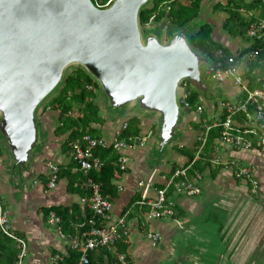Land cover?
<instances>
[{
	"label": "crops",
	"instance_id": "crops-1",
	"mask_svg": "<svg viewBox=\"0 0 264 264\" xmlns=\"http://www.w3.org/2000/svg\"><path fill=\"white\" fill-rule=\"evenodd\" d=\"M225 1L202 0L197 19L209 23L212 27L211 37L234 54L247 47L250 41L233 37L222 28L227 14L218 4L223 5ZM177 2L188 3L187 0ZM160 5L162 10L168 9L167 2ZM239 12L246 18L260 14L259 9H240ZM150 23L152 26L149 25L148 32L156 35L161 42L168 40L170 32L175 30L170 26L167 15ZM168 29L171 30L168 32ZM181 31L188 35V31ZM205 86L204 90H198V99L203 101L206 111L200 115L193 110L183 109L174 136L164 147L158 146L157 143L160 127L157 136H154L153 131L147 128L151 126V120L139 115V111L144 110L137 106V111L129 112L125 106L113 108L108 102L106 108H101L100 102L95 100L103 122L92 125L98 131L94 135L110 137L131 116H137L140 120L138 135L147 134L145 146L125 150L129 158L127 170L119 178H111V184L115 186L117 193L116 196L110 195L113 203L112 220L123 213V208L134 195L141 192L139 181L147 180L151 173L156 171L151 187L153 190L162 185V176H168L172 170L184 165L187 161L184 151L193 146L198 122L204 117L218 115L215 108L220 99L241 97L239 89L229 81L218 85L209 83ZM46 104L48 102L43 105ZM58 113L55 109H37L35 119L39 122L42 120V124L39 129L37 127V144L31 151L29 164L20 165L15 162L11 164L12 173L0 172V198L3 206L9 211L10 225L28 242L25 264H54L51 261L52 256L68 255L69 245L48 225L41 211L43 207L76 204L79 210H82L80 196L85 193L82 189L76 191L79 172L74 171V166L71 172L76 174V180L72 190H67L66 177L59 178L54 189L46 187L44 161L52 160L59 166H66L71 161L68 149L62 148L67 133H54L58 124ZM147 113L150 112H146V115ZM42 125L47 126L46 133L43 132ZM173 146L186 149L176 150ZM223 150L225 157L238 158L254 168L259 181L258 193L254 196L248 194L247 184L235 180L230 171L207 166L200 169L202 178L199 182V195L187 197L168 193L175 205L179 224L172 219L143 223L139 210L129 207V237L125 254L131 264H264V147L252 151L232 150L227 147ZM1 168L0 166V170ZM150 193L153 194V191ZM148 226L158 234V242L155 245L145 236Z\"/></svg>",
	"mask_w": 264,
	"mask_h": 264
},
{
	"label": "water",
	"instance_id": "water-1",
	"mask_svg": "<svg viewBox=\"0 0 264 264\" xmlns=\"http://www.w3.org/2000/svg\"><path fill=\"white\" fill-rule=\"evenodd\" d=\"M148 1L98 8L91 0H0V132L17 164H29L36 111L73 64L98 82L113 108L137 105L160 115L158 146L171 141L179 83L206 86L185 35L175 32L167 43L150 32L142 36L138 15Z\"/></svg>",
	"mask_w": 264,
	"mask_h": 264
},
{
	"label": "built area",
	"instance_id": "built-area-1",
	"mask_svg": "<svg viewBox=\"0 0 264 264\" xmlns=\"http://www.w3.org/2000/svg\"><path fill=\"white\" fill-rule=\"evenodd\" d=\"M98 8L110 6L113 0H108L102 4L99 0H91ZM153 20V16L150 21ZM247 35L252 39L264 38V16H257L249 22ZM221 55V52L218 51ZM255 56L254 51L241 54L240 51L226 58V66L223 68H212L211 65L205 71V79H209L211 85L224 84L230 82L239 89L236 99L222 98L216 108L218 115L204 117L198 122L195 131L193 146L195 153L193 158L186 164L172 170L168 176H162L161 187L151 190L153 171L147 180L139 181L141 187L140 198L135 201V205L140 208V219L143 223L149 224L152 220L172 219L179 224L176 217L174 203L168 193L193 197L201 193L199 182L202 178V171L196 167V163L203 159L208 163V167L219 168L230 171L235 180L247 184L252 194H257L259 181L255 175L254 168L242 162L238 158L225 157L224 148L232 150L252 151L264 147V80L260 85L250 88L248 80L244 74L247 70L248 59ZM217 66V64H216ZM201 75V73H200ZM88 90H95L93 84H86ZM188 84L185 79L178 87L177 100L182 109L190 108L188 101ZM243 96V97H242ZM38 108L44 110L53 109L49 103L40 105ZM214 109V110H215ZM193 111L202 114L206 107L201 99L193 107ZM71 115L77 116L79 113ZM127 127L124 121L121 126L108 138L104 136L84 133L68 142L70 160L74 162V171L82 175V180L76 184L85 193L80 196L82 210L91 212V217L78 225L74 233L66 234L62 231L61 219L54 212L50 211L46 216V221L56 235L67 242L70 248L77 250L80 257L77 264H88V252L96 251L99 248L107 249L114 253L116 264H131L125 252L116 251L117 243L123 241L127 243L129 237V225L127 215L130 210H126L114 220L111 219L113 203L110 194L100 190V184L95 182L90 176L92 171H98L103 166V160L95 155L96 148L111 149L116 154V169L113 179L120 177L128 168L129 158L125 153L128 148L143 147L147 142V134L137 135L128 139L121 138V132ZM214 128H220L218 136L214 139V144L210 150H206L209 134ZM46 187L54 189L57 186L59 177V165L52 160L44 161ZM35 182V181H34ZM121 189L120 186H117ZM153 191V194L150 192ZM0 231L13 239L18 248V254L14 264H25L28 253V242L16 233L10 225L9 211L3 206L0 198ZM145 236L152 245L158 242V234L150 229H146ZM63 257L54 255L51 261L56 263Z\"/></svg>",
	"mask_w": 264,
	"mask_h": 264
},
{
	"label": "trees",
	"instance_id": "trees-1",
	"mask_svg": "<svg viewBox=\"0 0 264 264\" xmlns=\"http://www.w3.org/2000/svg\"><path fill=\"white\" fill-rule=\"evenodd\" d=\"M101 5L108 0H99ZM187 4L177 2V0H149L144 4L139 11V26L146 25L150 18L153 16L154 21H159L164 15H167L170 26L175 29L170 32L173 34L180 30L179 34L185 35L181 30H185V27L192 21L198 18L200 12V5L202 0H187ZM93 2V1H92ZM167 2L168 9L162 10L160 3ZM218 7L227 14L223 21L222 28L232 35L233 37H239L241 39L250 41V44L245 47L241 52L248 53L254 51L255 56L248 59L247 70L244 74L245 79L248 80V85L252 89L255 86L261 84L264 80V38L252 39L247 35V29L249 22L254 20L255 17L246 18L243 17L239 10H253L259 9V16H264V0H251L245 2L244 0H226L225 4H218ZM106 8V7H104ZM212 27L207 22L200 23L194 30L188 33L186 36L188 43L195 52H201L206 55L211 62L221 64L224 68L226 66V58L231 56V52L223 44L215 41L211 37ZM221 52V55L218 54ZM185 82L190 87V82L185 79ZM93 84L94 88H98V82L83 68L82 66H76L74 69H65L63 78L58 86L57 94H55L49 101L53 109L58 110V124L54 129L56 134L67 133V138L62 144V148L68 149V142L84 133L91 135L96 134L98 131L94 128L93 124H101L103 118L100 115V108L95 103L96 92L95 90H88L86 84ZM55 90V91H56ZM188 101L190 108L185 110L192 111L194 105L198 101L199 92L194 87L188 88ZM243 97V96H242ZM74 107H78V115L75 117L70 114ZM127 127L121 132V138L128 139L135 137L139 134L140 129L139 118L137 116H131L126 120ZM220 128H214L210 134L206 150L214 144V139L218 136ZM180 150L186 149L185 147H178ZM95 155H98L103 160V166L98 171H92L90 176L95 182L100 184V190L103 193L116 196V188L111 184V178L113 172L116 169L115 160L116 154L111 149L96 148L94 150ZM187 156L186 165L194 156L195 148H187L184 151ZM74 162L70 161L66 166H59L58 177H66L67 190H72V186L76 180V174H72V168ZM206 165V162L201 159L196 163V167L202 169L201 166ZM78 181L83 178L81 174H77ZM78 183V182H77ZM78 187V186H77ZM161 187V185L157 186ZM81 190L79 187L76 191ZM140 198V193L134 195L129 203L123 208L126 211L129 207H134V210L140 208L135 205V201ZM43 216L46 217L50 211H54L61 219L62 231L66 234L74 233L76 225L88 220L91 217V212L88 210H79V206L76 204L68 205H52L49 207H43L41 209ZM127 244L123 241L117 243L116 251L124 253L126 251ZM18 254V248L13 239L4 235L0 231V264H14ZM80 257V253L69 247L68 255L63 257L61 261H57L54 264H77ZM89 262L88 264H114L116 258L114 254L107 249L99 248L96 251L88 252Z\"/></svg>",
	"mask_w": 264,
	"mask_h": 264
},
{
	"label": "rangeland",
	"instance_id": "rangeland-1",
	"mask_svg": "<svg viewBox=\"0 0 264 264\" xmlns=\"http://www.w3.org/2000/svg\"><path fill=\"white\" fill-rule=\"evenodd\" d=\"M202 22L203 21H201V19H195L187 27V29H185V31L186 32L188 31V33H189V31L191 32V30H193L194 28H196ZM150 24H152V23H150V20H149L146 25L140 26V31H141V34H142L143 37L148 32V30H149L148 28H150V26H152ZM168 27H169V25H168ZM170 30L171 29H168V32ZM162 43H167V39H165L164 42H162ZM198 54H199V71L201 73L200 76L203 79H205V77H204L205 71L211 65V61L208 59V57L206 55L202 54L201 52H198ZM76 66H80V65H77V64L70 65V66H68V70L74 69ZM180 83H179V86L178 87H180ZM203 83L209 84V79L203 80ZM190 88H193V84L190 85ZM95 92H96V101L100 102V105L99 106L101 108H104V107L106 108V105H107L108 100H107L104 92L102 91L100 85H99L98 88L95 89ZM219 93H221V92H219ZM55 94H57V90L54 93H52L51 96H49L41 105H43V104H45L47 102L49 103L50 99ZM218 96H220V95L218 94ZM124 108L126 109V111H129V112H131V111L134 112V111H137V109H138L137 108V105H127ZM71 111H72V114H76L78 112V107H74ZM179 111H180V116H181L182 115V112H183V109L180 106H179ZM136 113H138V112H135V114ZM147 114L148 115H146V112L145 111H139V115L141 117H143V118L146 117V118H149L151 120V122H150L151 126L149 125L147 128H148L149 131L150 130L153 131L154 136L155 135L157 136V132H158L159 127L161 125V116L158 115L157 113H153V112L152 113H147ZM40 124H42V120H40V122L38 120H36V126L38 127V129L41 126ZM46 131H47V126L45 125V126H43V132L46 133ZM173 147H175L176 150H180L177 146H173ZM64 150H66V148H64ZM15 162L16 161L12 158V155L10 153V150H9V148H8L6 142H5L4 136L0 132V166L2 167L1 170H0V172L8 173V174L9 173H12L11 170H13L12 169L13 167H11L12 166L11 164H14ZM207 166H208V163L206 162V165L201 166V168H204V167H207ZM6 168H8V170H6ZM247 190H248V194H250L252 196L255 195V194H252L249 191L248 188H247Z\"/></svg>",
	"mask_w": 264,
	"mask_h": 264
}]
</instances>
